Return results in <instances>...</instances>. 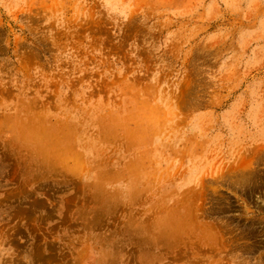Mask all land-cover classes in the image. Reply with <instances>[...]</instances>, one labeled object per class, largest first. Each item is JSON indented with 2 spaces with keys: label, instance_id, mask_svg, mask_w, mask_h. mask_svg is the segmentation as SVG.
<instances>
[{
  "label": "rangeland",
  "instance_id": "rangeland-1",
  "mask_svg": "<svg viewBox=\"0 0 264 264\" xmlns=\"http://www.w3.org/2000/svg\"><path fill=\"white\" fill-rule=\"evenodd\" d=\"M0 264H264V0H0Z\"/></svg>",
  "mask_w": 264,
  "mask_h": 264
},
{
  "label": "bare ground",
  "instance_id": "bare-ground-1",
  "mask_svg": "<svg viewBox=\"0 0 264 264\" xmlns=\"http://www.w3.org/2000/svg\"><path fill=\"white\" fill-rule=\"evenodd\" d=\"M65 148V147H64ZM190 211V210H189ZM167 220V219H166ZM203 231V230H202Z\"/></svg>",
  "mask_w": 264,
  "mask_h": 264
}]
</instances>
